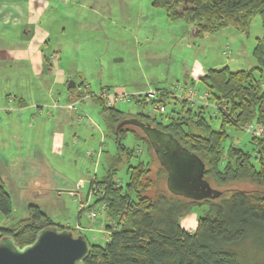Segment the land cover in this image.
I'll list each match as a JSON object with an SVG mask.
<instances>
[{
    "label": "rangeland",
    "instance_id": "1",
    "mask_svg": "<svg viewBox=\"0 0 264 264\" xmlns=\"http://www.w3.org/2000/svg\"><path fill=\"white\" fill-rule=\"evenodd\" d=\"M47 1L50 5L37 22L50 32L42 49L53 67L66 69L75 90L87 85L100 94L107 87L116 95L128 94L129 100L117 103L119 109L160 116L156 105L137 102L135 94L166 89L170 92L166 112L181 109L174 97H190V105L208 104L205 113L213 117L216 128L220 127L214 117L217 109L204 100L205 85L198 79L204 72L193 75V70H199V64L250 68L256 65V39L264 35L260 15L253 17L247 32L227 26L200 37L194 24L171 19L155 0ZM14 22L0 19V106L17 107L11 112L0 109V174L12 200L11 215L0 211V226L28 216L29 206L38 205L57 224L80 231L91 242L103 243L110 220L90 184L106 175L108 161L118 151L115 136L91 97L67 107L64 95L72 94L68 83L54 85L48 76H33L27 60L11 58L9 49L23 45L25 31ZM21 97L35 106L27 107ZM36 103L44 105L40 109ZM19 105H24L21 111ZM226 129L225 148L235 144L256 155L258 145L251 132L230 125ZM57 131L66 138L56 148ZM123 143L141 151L119 165L114 173L119 183L128 180L129 164L149 159L145 142L134 133H127ZM155 159L157 167L159 160ZM247 184L242 186L251 188ZM200 212L196 208V215H186L182 224L196 229ZM251 246L252 255L261 249L256 240ZM259 258L264 261V255Z\"/></svg>",
    "mask_w": 264,
    "mask_h": 264
},
{
    "label": "trees",
    "instance_id": "2",
    "mask_svg": "<svg viewBox=\"0 0 264 264\" xmlns=\"http://www.w3.org/2000/svg\"><path fill=\"white\" fill-rule=\"evenodd\" d=\"M155 4L164 6L171 19L194 24L200 37L227 26L247 32L256 15L261 16L264 27V0H155ZM253 56L256 65L250 68L209 67L199 78L205 85L204 100L217 109L214 117L220 120L218 128L212 123L213 117L206 116L208 104L190 105V97H174L181 109L166 112L170 98L166 89H157L156 98L143 93L136 97L137 102L156 105L160 116L130 114L117 104H107L101 93L78 90L77 98L89 93L98 104L118 150L108 161L106 175L90 184L98 195L97 202L105 205L110 222L106 224V241H89L91 249L85 264H264L259 258L264 255V135L252 134V141L258 145L254 156L239 145L223 146L229 135L227 125L239 129L254 123L264 125V35L257 37ZM74 88L68 86L72 92ZM161 106L165 110H160ZM129 117L171 133L199 155L205 163L204 178L221 194L196 200L172 193L166 184L167 171L160 161L157 167L154 165L157 156L141 128L132 124L118 127ZM129 132L145 142L149 159L129 164L128 180L119 183L114 179L119 165L141 151L123 143ZM196 208L202 212L197 213L196 229L189 231L181 222ZM29 209L28 216L0 226V237L12 236L22 246L51 225L69 228L75 235L81 233L57 224L38 205ZM0 211L6 216L12 214L11 195L1 174ZM252 240L261 245L255 256L248 251Z\"/></svg>",
    "mask_w": 264,
    "mask_h": 264
},
{
    "label": "water",
    "instance_id": "3",
    "mask_svg": "<svg viewBox=\"0 0 264 264\" xmlns=\"http://www.w3.org/2000/svg\"><path fill=\"white\" fill-rule=\"evenodd\" d=\"M74 86L72 80L68 83ZM132 124L141 128L167 171L168 189L180 196L200 200L217 197L220 190L204 178L205 163L199 155L183 146L171 133L137 117L122 120L118 127ZM91 244L80 233L51 225L41 229L31 243L18 245L12 236L0 237V264H85Z\"/></svg>",
    "mask_w": 264,
    "mask_h": 264
},
{
    "label": "crops",
    "instance_id": "4",
    "mask_svg": "<svg viewBox=\"0 0 264 264\" xmlns=\"http://www.w3.org/2000/svg\"><path fill=\"white\" fill-rule=\"evenodd\" d=\"M49 5L50 3L47 0H24V4L21 3L19 4L18 0L17 2L10 0H0V19L5 20L6 22H8V20H14L15 21L14 23L16 25L21 26L25 30L23 33L24 34V40L22 41L23 45L18 49H14V50L9 49L10 51L9 55H11V58L27 60L29 62L28 66L31 68V72L33 76H42V77L48 76L52 84L61 85L64 82L65 83L70 82L67 79L68 78L67 76L69 75L66 73V69H59L57 68V66L53 67L50 57L48 55H45V53L43 52L42 47L44 44L48 43L50 32L37 24L39 19H41L43 14L48 9ZM3 11H5V13H2ZM199 65H200L199 70L197 69L196 71L193 70V75H201L200 71H202V73L205 72L206 68L201 64ZM193 79L195 80L196 78L193 77ZM83 82L85 83V80ZM117 88L122 89V91L125 90V88L123 87H117ZM86 89L91 90L90 86L87 85L86 86L84 85L78 90L84 91ZM78 90L72 92V94L69 97H67V95H64V97L67 98L66 99L67 107L68 105L70 106V104L76 106L77 102L80 100H85L90 97L92 98V96H90L89 93L82 96V98H77ZM91 91L94 92L93 90ZM7 95L9 96V98L12 99V94L7 93ZM21 98H22L21 101H24L25 102L24 104H26L27 107L35 106L34 103H30L29 101H26V99L23 97ZM36 105L38 108L41 109L44 104L36 103ZM23 106L24 105H19L18 109H20L21 111L24 108ZM0 109L1 110L4 109L5 111L11 112L17 110V107L16 104L15 105L8 104V105L0 106ZM40 109H38V111ZM65 138L66 137L62 131H57L55 133L56 148L65 142L64 141ZM193 214L196 215V213H191L189 214V216ZM182 226L189 231H193L195 229L192 228L191 226H184L183 224Z\"/></svg>",
    "mask_w": 264,
    "mask_h": 264
},
{
    "label": "built area",
    "instance_id": "5",
    "mask_svg": "<svg viewBox=\"0 0 264 264\" xmlns=\"http://www.w3.org/2000/svg\"><path fill=\"white\" fill-rule=\"evenodd\" d=\"M101 94L105 97L106 102L109 105H115V104L119 103L122 100H129L128 94L126 95L125 93H120L121 95H118V94L116 95V91L115 92H111V91H108L107 89H104V88L101 91ZM140 95H141V92L135 94L136 97H138ZM147 95L150 98H156L157 91L149 90L147 92ZM190 99H192V98H190ZM160 110H165V107L161 106ZM246 130L251 132L255 136H263L264 135V125L263 124H259V125H256V126H254V124H248L246 126ZM101 206H102L103 209H105L103 207V205H101ZM91 214L93 216H96V212H91Z\"/></svg>",
    "mask_w": 264,
    "mask_h": 264
}]
</instances>
